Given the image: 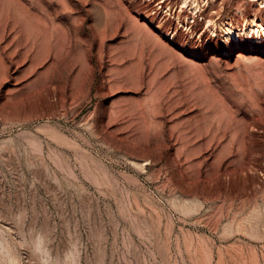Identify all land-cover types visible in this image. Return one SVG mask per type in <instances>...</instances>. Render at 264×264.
I'll return each instance as SVG.
<instances>
[{
    "label": "rangeland",
    "instance_id": "374dc122",
    "mask_svg": "<svg viewBox=\"0 0 264 264\" xmlns=\"http://www.w3.org/2000/svg\"><path fill=\"white\" fill-rule=\"evenodd\" d=\"M181 4L0 0V257L264 264V5Z\"/></svg>",
    "mask_w": 264,
    "mask_h": 264
},
{
    "label": "clouds",
    "instance_id": "9594fccd",
    "mask_svg": "<svg viewBox=\"0 0 264 264\" xmlns=\"http://www.w3.org/2000/svg\"><path fill=\"white\" fill-rule=\"evenodd\" d=\"M18 219H24L26 222V213H17ZM74 245H71L62 256L58 264H78V254L74 251ZM33 250L37 256L35 264H52L55 259L48 247L46 238L42 232H36L33 237ZM0 264H19L15 256L9 254L7 259L0 257Z\"/></svg>",
    "mask_w": 264,
    "mask_h": 264
},
{
    "label": "bare ground",
    "instance_id": "6f19581e",
    "mask_svg": "<svg viewBox=\"0 0 264 264\" xmlns=\"http://www.w3.org/2000/svg\"><path fill=\"white\" fill-rule=\"evenodd\" d=\"M207 3H208V0H182V4L183 5L185 4V6L187 5V7H189L188 10L190 9L191 12L196 13V14L199 10L202 9V6L206 5ZM257 3L259 4V6H262L264 5V0H257ZM206 21L211 22V19L208 18L206 19ZM215 25H216L215 23H211V24L208 23V26H210V30L212 34H215V31H216ZM220 27L224 31L227 37L230 36L232 38L238 37L241 34H247L251 36L252 33H255L257 35L259 33H264V23L254 19V17L251 18L250 20H247V21L245 20L243 25L237 28L233 25L231 21H226L225 23L221 24Z\"/></svg>",
    "mask_w": 264,
    "mask_h": 264
}]
</instances>
